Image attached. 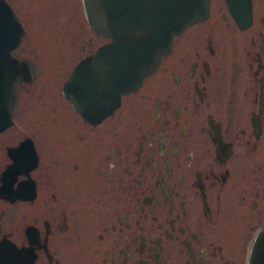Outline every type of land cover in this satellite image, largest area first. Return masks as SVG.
<instances>
[{"label": "flooded vegetation", "instance_id": "obj_1", "mask_svg": "<svg viewBox=\"0 0 264 264\" xmlns=\"http://www.w3.org/2000/svg\"><path fill=\"white\" fill-rule=\"evenodd\" d=\"M5 1L1 76L19 81L0 129V264H250L264 225V0H250L246 27L210 0L98 121L105 106L88 118L67 95L76 66L111 41L82 0L61 18L51 0ZM46 125L47 143L35 133Z\"/></svg>", "mask_w": 264, "mask_h": 264}, {"label": "water", "instance_id": "obj_2", "mask_svg": "<svg viewBox=\"0 0 264 264\" xmlns=\"http://www.w3.org/2000/svg\"><path fill=\"white\" fill-rule=\"evenodd\" d=\"M241 27L251 21L250 0H227ZM2 5L7 6L4 0ZM90 27L111 41L81 61L67 80V95L86 117L98 112L96 121L120 103L122 94L139 87L171 49L173 38L186 27L204 21L210 0H82ZM8 7V6H7ZM19 37L17 36L16 42ZM12 64V62H10ZM0 69V129L12 121L19 78L3 77ZM76 89L89 99H78ZM74 91V93L71 92ZM105 97V99H104ZM250 264H264V225L256 232L249 252Z\"/></svg>", "mask_w": 264, "mask_h": 264}, {"label": "rangeland", "instance_id": "obj_3", "mask_svg": "<svg viewBox=\"0 0 264 264\" xmlns=\"http://www.w3.org/2000/svg\"><path fill=\"white\" fill-rule=\"evenodd\" d=\"M18 1V0H17ZM64 1L65 0H51V3H53V2H55L54 4H55V8H54V10H55V14H56V16H57V18H61V17H64V10H63V4H64ZM25 9V8H24ZM29 11V12H28ZM28 13L27 14H29L30 16H31V21H32V24H34L36 21H35V19H37L36 17H35V15H34V13H36V11H34V10H32L31 12L33 13H30V10L28 9ZM35 19H34V18ZM38 20V19H37ZM37 23V22H36ZM35 25V24H34ZM36 26V25H35ZM37 27V26H36ZM31 33H32V36L35 38V37H37L40 33H42V31L41 30H39V29H36V28H34V27H32V30H31ZM44 42V41H43ZM44 44H45V42H44ZM53 44H54V46L52 45V49H55V50H57V48H59V49H61L62 47H61V45H59V47L57 46V43L54 41L53 42ZM47 48V47H46ZM36 51H41V48H39V47H37L36 49H35ZM63 51V50H62ZM62 54V52L60 51V52H58V56H60ZM44 55H46V54H44ZM65 60V59H64ZM57 64V63H56ZM63 64H65L64 62L63 63H61V64H57V67H59V68H61V69H59V71H58V73H59V75H60V73L62 72V71H65V65H63ZM41 65H45V63H41ZM41 70L42 71H44V69L43 68H41ZM46 76H47V78H46ZM50 77H51V75H48L47 73H44V76H43V79L45 80V78H46V80H49L50 79ZM28 120V122L30 123V125L32 126V122H30L29 121V119H27ZM26 126L27 127H29V125H27L26 124ZM36 130V134L37 135H39V134H42V138H43V140L44 141H46V143H47V140L45 139V136L47 135L46 133L48 132V131H52V132H56L55 130H57V128H55V127H53V128H49V125H46V128H43V127H40V128H38V129H35ZM50 145V144H49Z\"/></svg>", "mask_w": 264, "mask_h": 264}]
</instances>
